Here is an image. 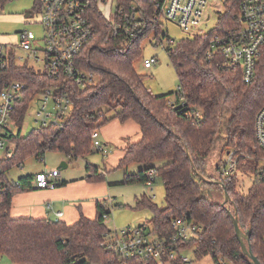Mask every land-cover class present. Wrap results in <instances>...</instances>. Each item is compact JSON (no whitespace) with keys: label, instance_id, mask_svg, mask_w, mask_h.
<instances>
[{"label":"trees","instance_id":"16d2710c","mask_svg":"<svg viewBox=\"0 0 264 264\" xmlns=\"http://www.w3.org/2000/svg\"><path fill=\"white\" fill-rule=\"evenodd\" d=\"M9 1L12 0H0V7ZM154 2L117 0V23L134 21L132 7L137 6L136 15L143 28L137 37L120 33L108 39L110 24L99 10L98 0H91L86 15L95 36L83 50L80 66L94 72L98 82L85 87L64 85L62 94L69 97L72 111L60 126L37 128L26 137L19 131L11 137L16 145L15 156L1 165V179L6 184L0 191V254L14 264H119L117 256L103 246L109 232L104 216L110 214L104 201L96 202L94 220L85 217L79 208L80 220L72 226L52 218L15 219L11 216L13 199L33 190L32 177H21L16 182L8 179L12 168L31 157L39 159L47 150L58 151L69 160L87 158L95 149L92 134L115 120L137 123L142 135L140 142L128 145L119 168L147 166L136 174H126L122 185L154 184L155 177H149L151 171L163 182L165 206L160 207L147 194L136 201V209L148 208L152 212L154 231L169 235L172 220L186 215L201 228L198 238L185 245L196 247L197 256L210 255L217 264L221 258L233 264H249L236 238L233 215L244 233L251 232L248 245L264 264V183L256 177L248 193L243 194L237 173L217 178L210 173L212 157L234 152L239 158L238 170L258 175L257 165L264 152L256 139L255 123L264 107V51L254 82L246 84L239 69L223 66L220 55L209 58L213 33L184 38L167 50L179 80L178 90L154 96L135 70L142 55V40L153 30L158 34L161 26L151 21ZM39 8L40 3L36 9ZM230 21L228 12L220 18L216 32L223 31ZM11 68L12 78L26 82L31 89L15 115L21 129L30 98L54 82L33 68ZM181 94L186 107L179 105ZM172 96L176 98L174 104L170 102ZM190 109L200 112L201 118L190 117ZM158 162L163 164L155 166ZM220 167L217 165L215 172ZM86 170V182L105 180L97 166L87 165ZM66 185L64 181L59 187ZM130 264L158 263L135 259Z\"/></svg>","mask_w":264,"mask_h":264},{"label":"built area","instance_id":"2783aa9c","mask_svg":"<svg viewBox=\"0 0 264 264\" xmlns=\"http://www.w3.org/2000/svg\"><path fill=\"white\" fill-rule=\"evenodd\" d=\"M91 0H40L39 25L43 28V38L37 39L32 33L22 31L14 44L0 43V191L6 184L3 176L2 163L14 158L16 145L11 141L12 136L18 135L20 126L15 118L19 107L25 103L30 94L29 85L21 80L12 78L11 65L24 68L29 67L38 73H44L54 82L53 86L43 87L30 98L28 110L34 102L40 106L34 115V122L38 128L60 126L72 111V103L64 91L66 83L79 87L94 85L98 77L94 72L86 71L80 66L82 52L95 36V30L86 15L88 3ZM154 14L152 23L163 25V21L178 24L185 32H191L200 27L203 22L216 15L217 25L210 33L211 39L209 58L220 55L223 66L228 69H239L243 81L252 84L256 70L264 51V0H154ZM135 12L133 19L125 25L115 20L110 24L108 39H113L120 33L137 37L143 28V23L136 15L137 6L132 7ZM231 13V23L223 31L220 29V18ZM160 26V27H161ZM198 34L196 36H205ZM194 36V37H196ZM23 51L27 59L18 55ZM213 54V55H212ZM33 61L34 65L29 64ZM158 60L146 59L144 66L152 69ZM43 65L39 67L37 65ZM179 105L186 107V99L181 94ZM50 106H52L50 108ZM190 117L200 119L201 113L190 109ZM256 139L264 152V107L258 113L255 123ZM99 132L92 134L94 148L103 154H108V148L99 140ZM225 164L217 172L218 177H230L238 171L239 158L234 152L228 154ZM43 161L42 156L39 158ZM260 160H264L262 157ZM22 166V165H21ZM20 166V167H21ZM155 173L151 171L152 180ZM59 177V171L41 172L35 176V185L30 180L31 189H51L54 179ZM257 179L264 183V169H260ZM33 180V178H32ZM149 182L146 186L152 187ZM107 207L108 202H103ZM47 209L53 211L52 206ZM54 217L60 220L62 212H54ZM108 215L104 216L107 226ZM169 235H161L154 231V241L149 239V226L122 230H109L103 246L108 252L115 254L119 264H130L137 259L158 264H189L184 252L192 247L185 246L201 232L200 226L186 215L172 220ZM218 264H233L221 258Z\"/></svg>","mask_w":264,"mask_h":264},{"label":"rangeland","instance_id":"374dc122","mask_svg":"<svg viewBox=\"0 0 264 264\" xmlns=\"http://www.w3.org/2000/svg\"><path fill=\"white\" fill-rule=\"evenodd\" d=\"M40 0H12L6 3L3 7H0V43L14 44L18 39V33L22 31H28L32 33L37 39L43 38V28L39 25L40 13L38 12L37 4ZM99 10L103 13L104 17L109 23H113L114 15L117 8V0H98ZM152 21V20H151ZM217 25L216 15L212 13V17L209 21L203 22L199 28L191 32H185L178 24L168 21H163L161 29L159 27L158 34L156 31L150 32L141 43L142 55L135 63L136 72L144 78V83L148 89L151 90L154 96L167 95L178 90L179 80L175 71V68L169 57L167 50L171 44L179 42L180 40L188 37H194L198 34H209ZM155 26V24H154ZM166 35V36H164ZM18 55L27 59L26 53L19 51ZM156 58L158 63L152 69H146L144 61L150 58ZM29 64L34 65L33 61H29ZM43 67V65H37ZM170 102L174 104L176 102L175 96L170 98ZM40 106V102H34L28 110L23 126L20 130L22 137L28 136L31 132L38 128L34 122V115ZM52 106H50L51 108ZM113 112L109 114L112 116ZM131 122V121H128ZM122 125L120 121H112L107 125L101 126L98 130L99 134L104 130L112 129L113 142L108 145V154H103L97 149H94V153L87 158H80L78 160H69L63 154L58 151L47 150L42 155L43 161L35 157L27 159L24 164L16 166L8 173V179L10 181H18L21 177L31 176L33 177L32 184L35 185V176L41 172L59 171V177L64 179H80L87 173V165L97 166L99 171L105 176L103 182L95 183L92 185H109L112 188H117L114 194L113 202H108L107 208L110 211L107 219V226L109 230H122L131 228H137L142 225L149 226V239L154 241L156 236L154 235L153 227L150 223L152 219V212L148 208L136 209L134 207L135 196L141 191L147 193L152 198V201L160 207L165 206V189L162 180L155 176V183L152 185V189L147 186H120L117 185L124 181V177L128 174H136L140 170L145 169L147 166L143 164H131L127 168H119L120 156L122 155L121 145L124 140L120 135V132L114 131V125ZM127 123V122H124ZM134 123V122H133ZM135 124V123H134ZM133 124V125H134ZM137 125V124H136ZM134 125V127H136ZM138 126V125H137ZM99 140H103V136L99 137ZM230 153V152H229ZM224 152L212 157L210 164V173L218 177L216 166L225 164L229 154ZM0 151V157L2 156ZM221 158V159H220ZM222 162V163H221ZM66 163L68 168L63 169L62 165ZM163 162H158L155 166H160ZM259 170L264 169V160H260L257 165ZM258 170V172H259ZM136 172V173H133ZM59 177L57 179H59ZM257 175L253 173H243L241 170L237 171V179L239 183V189L243 194H247L252 184L256 180ZM54 179V186H56ZM108 186V187H109ZM104 186H98V189H102ZM109 189V188H108ZM43 190L33 189L28 192H38ZM102 199L103 196L97 195ZM106 199H110L109 196ZM96 200V199H95ZM92 200H90V203ZM196 247H192L188 251L184 252V255L188 257L189 264H217L212 256L199 257L196 254ZM0 264H14L10 258L0 254Z\"/></svg>","mask_w":264,"mask_h":264},{"label":"crops","instance_id":"0c3cea01","mask_svg":"<svg viewBox=\"0 0 264 264\" xmlns=\"http://www.w3.org/2000/svg\"><path fill=\"white\" fill-rule=\"evenodd\" d=\"M117 121V120H115ZM135 123V122H134ZM133 121L123 123L122 125H114V131L120 132V135L123 137L124 142L121 144L123 152L120 156V162L126 155V149L129 144L140 142L142 135L141 129L137 123L134 124ZM136 127H134V125ZM103 133L99 136H103L101 142L107 147L113 142L112 129L104 130ZM108 148V147H107ZM119 162V163H120ZM120 165V164H119ZM68 168V165H67ZM127 174L129 172H126ZM136 173V172H133ZM87 176L80 179H71L60 176L59 179H56V186L51 189H44L43 191L38 192H24L16 195L13 199L11 216L15 219L18 218H33V219H47L54 217V212H62L63 217L60 221L72 226L80 220L79 208H81L83 215L88 219L94 220L97 217L96 202L97 201H107L113 202L114 194L117 188H112L109 185L103 184L98 186H104L102 189H98V186L92 185L85 181ZM33 178V177H32ZM31 178V180H32ZM66 181L67 185L59 187L62 182ZM124 181L120 182L117 185L123 186ZM109 186V187H108ZM133 186H145V185H133ZM109 188V189H108ZM152 189V187H151ZM145 190V189H144ZM141 191L137 194L136 199L134 200V207L136 206V201L146 192ZM97 195L103 196L102 199L98 198ZM110 199H106L108 197ZM96 199V200H95ZM90 200L92 202L90 203ZM51 205L53 211L47 209V205ZM57 220V219H55Z\"/></svg>","mask_w":264,"mask_h":264},{"label":"water","instance_id":"95a60500","mask_svg":"<svg viewBox=\"0 0 264 264\" xmlns=\"http://www.w3.org/2000/svg\"><path fill=\"white\" fill-rule=\"evenodd\" d=\"M62 168L66 169L67 164L63 163ZM217 184L222 186L220 182H218ZM228 200H229V195L226 194L225 201L227 202ZM231 220H232V223L235 229L236 238L238 239L241 249H242L243 258L247 259L249 261V264H261L258 258L255 257V255L253 254L251 247L248 245V242L250 241V238H251V232L244 233L241 230L239 223H238V219L235 216L231 215Z\"/></svg>","mask_w":264,"mask_h":264}]
</instances>
